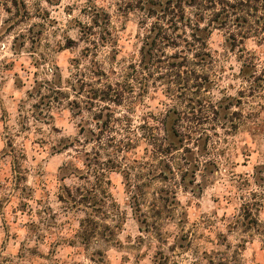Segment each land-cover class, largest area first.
<instances>
[{
    "label": "rangeland",
    "instance_id": "374dc122",
    "mask_svg": "<svg viewBox=\"0 0 264 264\" xmlns=\"http://www.w3.org/2000/svg\"><path fill=\"white\" fill-rule=\"evenodd\" d=\"M128 2L0 0V264H192L195 259L204 264V255L216 254L227 255L232 264H264V239L246 232L248 219L239 217L244 203L255 202L259 204L256 218L264 223V188L255 185L252 177L255 167L264 164V83L260 98L249 103L259 121L255 132L247 122L225 133L217 129L221 138L216 150L218 168L209 165L187 189L173 188L169 181H147L155 162L149 159L150 147L140 141L127 154V170L114 168L106 174L109 197L103 201L120 216L116 235L109 242L97 237L81 243L76 238L83 213L69 209L59 196L64 187L74 192L84 185L88 168L75 149L61 147L78 136L80 127L93 128L94 124L87 112L76 115V104L69 102L75 100L74 93L66 82L74 73L73 60L82 58L87 46L84 32L88 33L91 24L88 7L92 5L110 20L114 49L100 50L97 60L103 69L109 73L112 65L118 71L121 61L128 64L138 59L144 30L140 14L128 11ZM226 40L225 30H212L207 38L212 52L227 56L221 79L211 91L214 102L224 96L237 98L244 87L239 53H231ZM242 45L262 57L263 47L253 39ZM55 76H60L61 91L69 99L54 106L49 117L36 90L38 84ZM167 102L164 86L156 84L135 106L134 124L144 119L152 133L162 138L168 134L170 141L173 115L163 119ZM237 107L234 102L230 112L238 111ZM243 109L245 116L248 110ZM225 114L222 111L221 118ZM109 153L102 152L103 161ZM66 164L65 177L61 169ZM141 171L143 180L137 179ZM133 183L146 184L139 207H132ZM155 193L164 201L151 207ZM155 211L157 219L153 218ZM188 240L191 247L181 249L179 245H187Z\"/></svg>",
    "mask_w": 264,
    "mask_h": 264
},
{
    "label": "trees",
    "instance_id": "16d2710c",
    "mask_svg": "<svg viewBox=\"0 0 264 264\" xmlns=\"http://www.w3.org/2000/svg\"><path fill=\"white\" fill-rule=\"evenodd\" d=\"M128 3V11L140 14L144 30L138 59L128 64L121 61L118 71L111 65V76L103 69L104 64L97 56L101 49L114 47L110 20L106 13L92 5L88 7L91 24L87 27L88 33L84 32L87 46L82 51V58L73 60L74 73L66 82L74 93L75 100L69 102L76 104V115L87 112L94 124L93 128L80 127L78 136L61 147V150L75 149L88 168L84 185L74 192L64 187L59 196L61 201L68 203L69 209L83 213L76 234L81 243L97 237L108 238L106 241L109 242L116 235L120 216L103 201L109 197L107 186L110 182L106 174L114 168L127 170L124 164L127 154L140 141L150 147L149 159L155 162L153 175H149L147 181L159 179L169 181L173 188L181 185L187 189L197 183V178L206 173L209 165L218 168L216 150L221 138L217 129L225 133L237 130L245 122L254 132L259 128L258 118L253 115L249 103L260 98L259 89L264 83V0H129ZM94 29L98 32L93 33ZM212 30H225L229 51L239 53L237 61L244 87L238 91L237 98L224 96L217 102L210 98L213 87L221 79L223 61L227 58L208 47L207 38ZM248 39L263 47L262 57L246 51L242 44ZM156 84L164 86L168 99L164 104V121L173 115L170 141L168 134L162 138L152 133L144 119L138 125L132 119L135 106ZM61 89L60 76L38 84L36 92L46 116L50 117L49 112L54 106L69 99ZM234 102L240 109L230 112ZM244 107L248 110L245 116ZM120 109L123 110L120 112ZM222 111L226 114L221 118ZM250 117L253 118L248 121ZM88 145L92 146L90 150H87ZM103 151L110 152L105 161ZM61 172L66 177L67 164ZM125 174L128 182L131 181L129 173L125 171ZM140 177L145 178L142 171L137 179ZM252 177L255 185L264 188V164L255 167ZM145 185H131L132 207H139L144 201L146 193L142 188ZM172 194L175 196L176 192ZM154 196L153 203H149L151 207L164 201L158 193ZM257 206L259 204L255 202L244 203L239 217L248 219L246 232L251 231L264 239V223L256 218ZM156 211L155 219L158 217ZM144 220H147L146 215ZM179 247L189 249L191 241ZM160 255L161 260L165 258L164 254ZM203 259L204 264H232L227 255H204ZM192 264L203 263L195 259Z\"/></svg>",
    "mask_w": 264,
    "mask_h": 264
}]
</instances>
